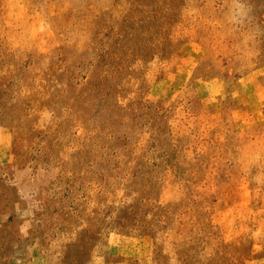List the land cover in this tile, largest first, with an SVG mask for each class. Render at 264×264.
<instances>
[{"label": "rangeland", "instance_id": "rangeland-1", "mask_svg": "<svg viewBox=\"0 0 264 264\" xmlns=\"http://www.w3.org/2000/svg\"><path fill=\"white\" fill-rule=\"evenodd\" d=\"M0 264H264V0H0Z\"/></svg>", "mask_w": 264, "mask_h": 264}]
</instances>
